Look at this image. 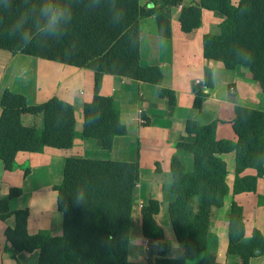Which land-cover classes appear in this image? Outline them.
<instances>
[{
    "label": "trees",
    "instance_id": "trees-1",
    "mask_svg": "<svg viewBox=\"0 0 264 264\" xmlns=\"http://www.w3.org/2000/svg\"><path fill=\"white\" fill-rule=\"evenodd\" d=\"M185 0H164L166 6L183 5ZM45 0H3L0 8V51L58 62L95 73V96L84 108L81 139L99 141L106 151L113 139L127 133L120 111L113 98L100 95L105 75L119 76L159 87L161 96L175 103L172 91L162 88L163 73L157 67L141 65L140 21L149 15L140 0H52L71 11V20L60 38L37 36L24 45L11 30L17 20L27 14L26 26H33L36 13ZM220 13L223 22L218 35L207 34L204 57L223 64L227 70L247 68L264 93V0H193L184 5L180 23L184 33L202 25V11ZM159 33L170 36V22L158 18ZM33 32L35 27L33 26ZM66 53H70L67 54ZM245 53L251 54L248 62ZM206 84L212 85V72L205 70ZM195 107L201 110L203 94L195 88ZM0 162L8 171L17 168L19 153H42L46 148L69 150L77 132L75 111L60 99L29 106L23 96L6 91L1 102ZM99 114L95 123L89 118ZM26 115L40 119V124L27 127ZM233 129L237 142L218 140V123L202 126L188 121L191 143L179 147L194 157V170L189 172L178 158L172 162L175 201L169 214L175 236L184 257L170 258L171 243L157 224L158 202L143 208V235L163 250L153 264H189L209 249L211 217L214 209L224 206L230 194L229 170L224 156L234 154L235 181L233 194L257 190L264 175V112L236 108ZM30 170L25 173L28 174ZM140 169L134 163L90 160L68 157L64 179L57 191V206L63 214V233L30 235L27 231L28 212H11L6 201H0V217L14 216L16 226L6 231L14 252H39L38 264H138L129 261V241L134 195L140 180ZM83 189L86 205L74 203L73 195ZM11 190V197L19 196ZM111 237V241L108 238ZM228 253L237 255L240 264H250L258 253H264V237L254 231L246 240L243 209L233 202L230 213ZM16 258V254H13ZM150 264V263H140ZM197 264H206L201 261Z\"/></svg>",
    "mask_w": 264,
    "mask_h": 264
},
{
    "label": "crops",
    "instance_id": "crops-1",
    "mask_svg": "<svg viewBox=\"0 0 264 264\" xmlns=\"http://www.w3.org/2000/svg\"><path fill=\"white\" fill-rule=\"evenodd\" d=\"M192 1L166 6L164 0H140L149 11L139 24L141 65L161 70L164 76L162 88L174 93L175 103L161 96L157 86L105 75L100 95L115 100L121 122L127 129L125 135L113 139L109 151L97 140L80 138L84 108L95 96L94 71L22 53L0 51V105L7 90L23 96L29 106L42 105L57 98L73 106L78 124L79 136L69 150L46 148L42 153H19L14 171L6 170L0 162V201H6L11 212H28L27 231L30 235L50 233L61 236L63 233L64 217L58 210L55 188L63 182L68 157L134 163L139 166L140 180L131 217L129 261L153 264L163 251L158 243L143 235L142 212L151 201L159 204L155 220L171 243L169 257H184V248L176 239L169 208L176 199L173 159L178 158L187 171L194 170L192 153L179 147V144L193 140L187 133L188 121H196L202 126L216 122L218 140L237 142L233 129L236 108L264 112V93L249 69L227 70L223 64L207 61L204 57L205 36L220 33L219 26L223 22L220 13L203 10L201 27L188 34L183 32L180 23L182 9ZM159 17L170 22V36L167 38L159 33ZM207 68L212 72L211 86L206 84ZM196 87L201 88L204 97L201 110L195 107ZM1 115L0 107V118ZM142 118L145 123L141 122ZM23 121L27 127L41 123L39 118L31 115L24 116ZM224 160L229 170L230 194L222 208L213 210L209 249L189 264L201 261L206 264L241 263L239 256L228 253L233 202L243 209L246 240L254 231L264 237V175L255 192L234 195V154L224 156ZM27 170H30L28 174L25 173ZM13 189H19L20 195L11 197ZM15 226L14 216L0 217V264H38V251L14 252L6 231ZM250 264H264V253H258Z\"/></svg>",
    "mask_w": 264,
    "mask_h": 264
},
{
    "label": "clouds",
    "instance_id": "clouds-1",
    "mask_svg": "<svg viewBox=\"0 0 264 264\" xmlns=\"http://www.w3.org/2000/svg\"><path fill=\"white\" fill-rule=\"evenodd\" d=\"M99 0H97V3ZM3 0H0V8L5 7ZM71 11L61 5L45 0L36 13L34 20L35 32L33 26H26L27 14L21 16L11 30L12 35H18L20 41L27 45L37 36L41 38H60L64 34V26L71 20ZM70 54V53H66ZM248 62L251 61V54L245 53ZM99 119V114L89 118L88 123H95ZM74 203L77 205H86V196L83 189L78 190L74 195ZM111 237L108 238L111 241ZM129 244L131 242L129 241Z\"/></svg>",
    "mask_w": 264,
    "mask_h": 264
},
{
    "label": "rangeland",
    "instance_id": "rangeland-1",
    "mask_svg": "<svg viewBox=\"0 0 264 264\" xmlns=\"http://www.w3.org/2000/svg\"><path fill=\"white\" fill-rule=\"evenodd\" d=\"M239 0H233L234 4H238Z\"/></svg>",
    "mask_w": 264,
    "mask_h": 264
},
{
    "label": "built area",
    "instance_id": "built-area-1",
    "mask_svg": "<svg viewBox=\"0 0 264 264\" xmlns=\"http://www.w3.org/2000/svg\"><path fill=\"white\" fill-rule=\"evenodd\" d=\"M141 122H142V123H145V120L142 118V119H141Z\"/></svg>",
    "mask_w": 264,
    "mask_h": 264
}]
</instances>
